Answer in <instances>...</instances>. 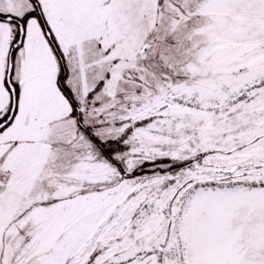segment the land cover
Masks as SVG:
<instances>
[{
	"label": "snow or ice",
	"instance_id": "6c2138e0",
	"mask_svg": "<svg viewBox=\"0 0 264 264\" xmlns=\"http://www.w3.org/2000/svg\"><path fill=\"white\" fill-rule=\"evenodd\" d=\"M0 264H264V0H0Z\"/></svg>",
	"mask_w": 264,
	"mask_h": 264
}]
</instances>
